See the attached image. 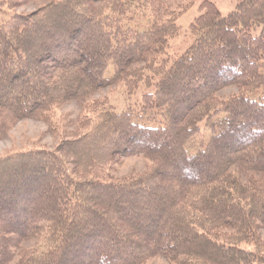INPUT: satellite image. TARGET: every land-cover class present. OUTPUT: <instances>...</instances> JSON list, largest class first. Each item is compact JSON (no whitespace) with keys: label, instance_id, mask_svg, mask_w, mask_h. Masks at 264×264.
<instances>
[{"label":"trees","instance_id":"1","mask_svg":"<svg viewBox=\"0 0 264 264\" xmlns=\"http://www.w3.org/2000/svg\"><path fill=\"white\" fill-rule=\"evenodd\" d=\"M30 1L0 0V15ZM199 7L168 65L178 14L161 0H49L0 20V127L109 85L148 87L120 112L93 103L89 129L55 149L0 157V264H264V0ZM135 18L147 26L120 25ZM132 155L152 166L114 179Z\"/></svg>","mask_w":264,"mask_h":264},{"label":"rangeland","instance_id":"2","mask_svg":"<svg viewBox=\"0 0 264 264\" xmlns=\"http://www.w3.org/2000/svg\"><path fill=\"white\" fill-rule=\"evenodd\" d=\"M49 0H32L24 5L16 6L11 9H3L1 11L0 20H5L16 13H29L39 6L47 3ZM203 0H193L189 7L183 8L189 3L188 0H161L167 10L174 11L177 15L175 24L178 28L176 36L168 39L167 48L163 55L157 59V64H170L179 55H181L192 43L194 34L190 31V24L200 15V3ZM212 1L221 15H227L234 10L237 0H210ZM182 7L184 11H182ZM161 11V10H160ZM142 10L137 11V17H141ZM117 16V14H115ZM121 26L124 28L127 23L133 27L143 29L147 26V22L141 19H134L132 21L122 20ZM188 42V43H187ZM186 45V46H185ZM113 73V66H109L105 73L106 77H111ZM149 71H144V74ZM153 78V77H152ZM156 78V76L154 77ZM138 88L134 92H130L125 85L115 84L100 88L94 92L89 98L85 100H70L64 102L62 105L53 108L47 115V119H34L24 118L17 120L11 124L7 129L0 127V157L12 155L22 151L45 149L52 150L63 141L70 140L76 133H83L87 131L79 125V119L89 118L95 121L100 106L92 112L91 105L93 103L103 104L102 110H111L120 112L131 106H137L141 100L142 91L148 89L144 82L138 84ZM238 89L234 86L223 88L217 93L219 99L226 100L232 95H236ZM101 110V111H102ZM2 124V122L0 121ZM6 129V130H5ZM208 136L206 133L200 134L196 139H201ZM203 138V139H205ZM196 142L194 145L197 147ZM196 149H193L195 151ZM151 160L141 156L132 155L122 157L119 163L114 165L113 170L110 172L114 179H124L127 177L139 176L146 172L148 167H151ZM260 241L264 245V229H259ZM34 240L31 239L21 244V248L29 247L33 244ZM240 247L246 250H254L253 243H241ZM264 250V249H263ZM17 260V257L15 258ZM144 264H175L167 261L162 257H151Z\"/></svg>","mask_w":264,"mask_h":264},{"label":"bare ground","instance_id":"3","mask_svg":"<svg viewBox=\"0 0 264 264\" xmlns=\"http://www.w3.org/2000/svg\"><path fill=\"white\" fill-rule=\"evenodd\" d=\"M188 43V42H187ZM186 46V45H185Z\"/></svg>","mask_w":264,"mask_h":264}]
</instances>
